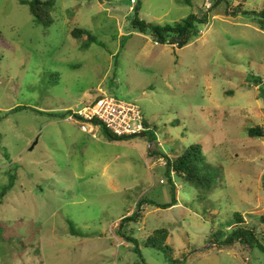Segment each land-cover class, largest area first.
I'll list each match as a JSON object with an SVG mask.
<instances>
[{"label":"rangeland","instance_id":"obj_1","mask_svg":"<svg viewBox=\"0 0 264 264\" xmlns=\"http://www.w3.org/2000/svg\"><path fill=\"white\" fill-rule=\"evenodd\" d=\"M21 1L33 0H0V197L15 176L0 198V264H264L256 243L222 245L241 213L264 247V137L248 135L264 130V31L253 17L213 10L178 49L133 30L135 8L175 25L213 0H54L50 27ZM97 93L135 103L152 133L95 139L64 119ZM195 144L214 167L207 195L167 168ZM161 229L169 255L146 246Z\"/></svg>","mask_w":264,"mask_h":264},{"label":"trees","instance_id":"obj_2","mask_svg":"<svg viewBox=\"0 0 264 264\" xmlns=\"http://www.w3.org/2000/svg\"><path fill=\"white\" fill-rule=\"evenodd\" d=\"M236 2L237 1L233 0H213L211 10L206 12V14H204L203 16L192 14L180 23L165 26L158 24H149L146 21L141 20L138 14L140 8L137 6L134 10L136 17L132 21V27L133 30L137 31L140 34L149 35L157 45L171 46L178 49L185 48L190 43H192V41L198 39L201 36L202 29L210 24V14L213 10L221 12L225 11L227 13L226 16L232 17H236L238 14L251 16L259 24L261 30L264 31V8L261 11H249L244 8L243 3L236 5ZM21 4L30 7L31 14L34 17L36 24L45 27H50L53 24L54 19L52 18L51 10L55 5L54 0L21 1ZM85 33L91 35L87 31L79 29L75 30L73 35H75L76 39H80ZM90 39L91 37L89 36L88 40ZM94 41L95 39L92 37L86 47H89ZM255 83L261 85L263 81L261 78H256ZM104 97V93H97L95 98L87 105L92 106ZM69 113H71L72 115V112ZM71 115L64 117V119H68L69 117H71ZM145 127L146 132H144L140 136H144L149 132L152 133L153 129L150 127L147 120L145 122ZM105 134L111 141H122L128 138H118L109 131H105ZM248 135L251 138H262L264 137V130L260 127L251 128ZM167 166L169 172L177 174L185 181L193 184L198 189L203 191L205 195L211 193L215 189L216 180L214 179L212 174L214 167L207 162L203 147L200 144L191 145L183 154L177 156L176 159L172 162L169 159ZM14 180L15 176H12L11 182L7 187L4 188L2 196L0 198H4L7 193L14 187ZM174 204L176 205L175 202ZM163 207L168 208L172 206L164 205ZM136 214L137 213H134L132 217L122 220L120 226H122L125 221L134 220ZM235 217L237 219V228H234L232 230V233L225 239V242H223L222 245L233 246V248L234 245H238L243 250H251L256 243L262 250H264V247L260 244V241L255 235V230L250 229L243 215L241 213H236ZM71 229H73L72 226ZM168 232L169 231L167 229L157 230L153 236L148 238L146 246L165 252V254L169 255L170 247L166 244V241H168L169 238ZM8 241L13 242L12 238H10ZM131 241L135 245H137L136 240ZM138 250L139 249H137V252Z\"/></svg>","mask_w":264,"mask_h":264},{"label":"built area","instance_id":"obj_3","mask_svg":"<svg viewBox=\"0 0 264 264\" xmlns=\"http://www.w3.org/2000/svg\"><path fill=\"white\" fill-rule=\"evenodd\" d=\"M82 132L97 139L98 131H109L118 138L134 137L146 132V118L131 102H121L105 95L94 105L72 113Z\"/></svg>","mask_w":264,"mask_h":264},{"label":"water","instance_id":"obj_4","mask_svg":"<svg viewBox=\"0 0 264 264\" xmlns=\"http://www.w3.org/2000/svg\"><path fill=\"white\" fill-rule=\"evenodd\" d=\"M140 136V135H139ZM36 144V143H35Z\"/></svg>","mask_w":264,"mask_h":264}]
</instances>
